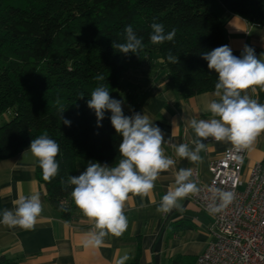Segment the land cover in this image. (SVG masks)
<instances>
[{
	"label": "trees",
	"instance_id": "16d2710c",
	"mask_svg": "<svg viewBox=\"0 0 264 264\" xmlns=\"http://www.w3.org/2000/svg\"><path fill=\"white\" fill-rule=\"evenodd\" d=\"M218 1L249 23L264 26V0ZM153 22L163 24L165 32L175 29L174 39L152 44ZM128 25L145 45L138 54L113 47V42H124ZM223 45L221 21L206 0H0V160L42 134L54 139L60 145L59 175L45 181L37 160V177L51 206L71 220L77 206L67 181L83 173L78 162L111 167L120 158L122 136L107 113L97 126L87 104L91 92L102 85L113 98L125 87L121 78L126 70L151 62L183 99L213 91L218 75L202 54ZM169 52L177 63L168 61ZM101 75L104 80L97 79ZM255 99L264 103L259 87ZM61 105L65 110L60 114ZM17 261L0 255V264ZM182 262L174 258L170 264ZM124 264H138L137 257Z\"/></svg>",
	"mask_w": 264,
	"mask_h": 264
},
{
	"label": "crops",
	"instance_id": "0c3cea01",
	"mask_svg": "<svg viewBox=\"0 0 264 264\" xmlns=\"http://www.w3.org/2000/svg\"><path fill=\"white\" fill-rule=\"evenodd\" d=\"M208 6L221 21L226 43L233 54L241 56L244 46L255 50L258 58L264 54V26L249 23L244 18L229 12L218 0H206ZM151 73V74H150ZM164 72L149 71L142 81L126 92L122 101L125 116L135 113L148 115L153 124L162 130L165 154L176 164L162 172L148 197L132 196L126 201L125 215L128 227L115 237L108 235L100 248H85L86 234L94 231L93 224L77 208L71 220H64L46 198L44 184L37 177L35 158L28 146L14 155L0 160V214L4 209H14V201L21 196L39 194L43 212L33 229L23 230L0 224V255L18 259L16 264H118L137 257L138 264H170L181 258L183 264H197L196 258L207 244L214 240L211 218L197 208L190 195L182 200L183 212L173 209L162 214L156 211L160 200L174 186V173L181 168L193 170L192 180L207 184L210 181L209 164L218 159L232 146L209 138L203 141L206 149L200 153L202 161L193 164L175 155L172 145L187 143L190 147L195 138L188 126L191 119H208L206 104L216 97L206 91L183 99L170 84H165ZM126 86V85H123ZM255 98L256 93H249ZM264 161V133L257 137L254 145L246 150L242 175L247 177L251 167ZM92 160H80L78 169L84 172ZM196 173V176H194Z\"/></svg>",
	"mask_w": 264,
	"mask_h": 264
},
{
	"label": "clouds",
	"instance_id": "9594fccd",
	"mask_svg": "<svg viewBox=\"0 0 264 264\" xmlns=\"http://www.w3.org/2000/svg\"><path fill=\"white\" fill-rule=\"evenodd\" d=\"M150 42L161 45L171 42L176 30L165 32L161 23L151 24ZM124 42H113V47L123 54H138L145 47L131 25L123 31ZM209 70L218 75L215 90L211 94L216 97L207 102L208 119L193 118L188 126L193 130L195 138L190 147L187 143L172 145L175 155L187 159L193 164L202 161L200 153L206 149L203 142L211 138L218 143H228L236 153L250 149L257 137L264 133V103H260L249 93H256L257 88L264 91V54L258 58L255 50L244 46L241 56L233 54L228 45L214 48L202 54ZM171 63H177V57L171 52L167 57ZM104 80V76H98ZM83 94L80 98H83ZM88 107L94 110L97 126L104 119L105 112H111V125L117 134L122 136L119 145L120 158L114 166L89 162L86 170L79 176H70L67 184L73 186L71 197L81 213L93 224L94 231L86 234L83 240L85 248H100L105 237L121 236L128 227L125 215L126 201L132 196L141 199L148 197L155 187V182L162 172L172 169L176 161L165 154V141L162 130L153 124L148 115L135 113L125 116L122 101L110 96L104 86L96 87L90 94ZM59 104V101H57ZM65 109L61 105L59 113ZM62 119L65 125L70 121ZM29 150L37 158L42 170L43 179L51 182L59 175L60 165L57 156L60 145L46 133L31 140ZM233 159L242 163V157L234 155ZM193 170L181 168L174 173V186H170L160 200L156 211L167 214L173 209L183 212L182 200L190 194H198L200 189L192 180ZM212 203L209 211L213 214L226 209L235 199L233 191H225L212 187ZM218 201V202H217ZM14 209H4L0 214V224L23 230L34 228L38 217L43 212V203L39 194L21 196L14 201ZM61 211H68L61 207ZM130 257L124 256L118 264Z\"/></svg>",
	"mask_w": 264,
	"mask_h": 264
},
{
	"label": "built area",
	"instance_id": "2783aa9c",
	"mask_svg": "<svg viewBox=\"0 0 264 264\" xmlns=\"http://www.w3.org/2000/svg\"><path fill=\"white\" fill-rule=\"evenodd\" d=\"M245 154L246 150L236 153L227 148L210 162L209 183H199V193L190 195L197 208L210 216L214 236L197 256V264H264V161L254 164L243 177V162L233 156L243 161ZM212 187L235 193L234 201L220 213L209 211Z\"/></svg>",
	"mask_w": 264,
	"mask_h": 264
},
{
	"label": "rangeland",
	"instance_id": "374dc122",
	"mask_svg": "<svg viewBox=\"0 0 264 264\" xmlns=\"http://www.w3.org/2000/svg\"><path fill=\"white\" fill-rule=\"evenodd\" d=\"M157 67L158 65H156V63L151 62L150 65L146 63L140 68H129L128 70H126L125 75L121 78V84L126 86L120 92H116V94L113 95V98L118 100L120 98L122 99V97H127V94H125V92H128L132 88H134V86H136L139 81H142L145 78L149 71H157ZM105 113L111 116L110 111H106Z\"/></svg>",
	"mask_w": 264,
	"mask_h": 264
}]
</instances>
